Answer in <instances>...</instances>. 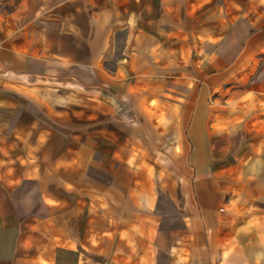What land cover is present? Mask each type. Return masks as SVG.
I'll use <instances>...</instances> for the list:
<instances>
[{"label": "crops", "instance_id": "0c3cea01", "mask_svg": "<svg viewBox=\"0 0 264 264\" xmlns=\"http://www.w3.org/2000/svg\"><path fill=\"white\" fill-rule=\"evenodd\" d=\"M0 264H264V0H0Z\"/></svg>", "mask_w": 264, "mask_h": 264}, {"label": "rangeland", "instance_id": "374dc122", "mask_svg": "<svg viewBox=\"0 0 264 264\" xmlns=\"http://www.w3.org/2000/svg\"><path fill=\"white\" fill-rule=\"evenodd\" d=\"M169 207H170V206H168V209H170ZM170 211H171V210H170Z\"/></svg>", "mask_w": 264, "mask_h": 264}]
</instances>
